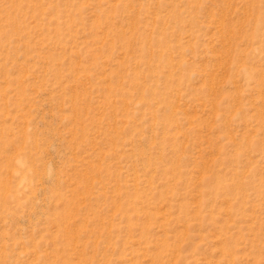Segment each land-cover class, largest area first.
<instances>
[{
    "label": "rangeland",
    "instance_id": "rangeland-1",
    "mask_svg": "<svg viewBox=\"0 0 264 264\" xmlns=\"http://www.w3.org/2000/svg\"><path fill=\"white\" fill-rule=\"evenodd\" d=\"M0 264H264V0H0Z\"/></svg>",
    "mask_w": 264,
    "mask_h": 264
}]
</instances>
